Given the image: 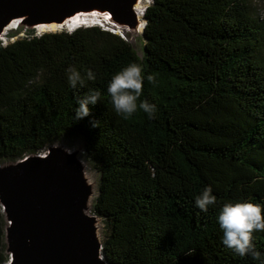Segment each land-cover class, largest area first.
<instances>
[{"label": "trees", "instance_id": "obj_1", "mask_svg": "<svg viewBox=\"0 0 264 264\" xmlns=\"http://www.w3.org/2000/svg\"><path fill=\"white\" fill-rule=\"evenodd\" d=\"M144 20L142 56L99 24L0 43V165L80 137L99 175L93 208L108 264H261L264 231L253 232L261 258L241 257L222 244L217 216L228 202L264 205V19L254 0H151ZM133 62L151 119L140 109L124 119L107 93ZM70 65L83 85H69ZM90 90L98 102L77 121ZM207 185L216 203L203 212L194 200ZM6 225L0 203V264Z\"/></svg>", "mask_w": 264, "mask_h": 264}, {"label": "water", "instance_id": "obj_2", "mask_svg": "<svg viewBox=\"0 0 264 264\" xmlns=\"http://www.w3.org/2000/svg\"><path fill=\"white\" fill-rule=\"evenodd\" d=\"M131 2L0 0V28L24 16L34 25L60 20L76 6L120 22L132 18ZM7 165H0V203L9 258L1 264H108L84 212L87 191L78 184L76 164L50 146Z\"/></svg>", "mask_w": 264, "mask_h": 264}, {"label": "clouds", "instance_id": "obj_3", "mask_svg": "<svg viewBox=\"0 0 264 264\" xmlns=\"http://www.w3.org/2000/svg\"><path fill=\"white\" fill-rule=\"evenodd\" d=\"M99 16L103 17V21L99 20L94 24L113 30L107 26L113 21L109 20L107 15ZM142 73L141 65L133 62L113 74L108 81L107 93L111 97L112 106L124 119L132 117L138 109L143 110L151 119L156 111V106L146 100L138 103L145 79ZM66 74L72 88H76L78 84L83 85V77L74 66L70 65L66 69ZM86 75L89 80L95 79V73L91 69L87 70ZM146 78L154 85L157 83L154 74H148ZM99 96V92L90 90L82 98H77L74 113L77 121L90 117V106L97 104ZM90 124L95 127V119H90ZM215 203L216 197L213 195L211 185L205 186L194 200L195 206L203 212H207L208 207ZM217 222L223 232L222 244L225 247L241 257L251 256L257 260L261 258L262 253L253 243V232L264 231V205L251 200L225 203L219 211ZM261 264H264V261H261Z\"/></svg>", "mask_w": 264, "mask_h": 264}, {"label": "rangeland", "instance_id": "obj_4", "mask_svg": "<svg viewBox=\"0 0 264 264\" xmlns=\"http://www.w3.org/2000/svg\"><path fill=\"white\" fill-rule=\"evenodd\" d=\"M150 2L151 0H142V10L140 12V16L127 18V20L125 21H121V19H119L120 22H118L117 20H113V23L109 22V25H107L110 26V28H113V30L124 34L139 56H142L144 51V38L142 36L143 27L145 24L144 11ZM254 5L257 11L259 12L260 18L264 19V0H254ZM100 18V20L103 19V17ZM93 24L94 23H79L73 27H68L67 25H65L56 30H72L81 25ZM56 30H39V28L34 24L20 20L15 27L7 30L3 35H0V43L5 44L14 40L17 37L24 35L40 34L45 31ZM50 146H52L56 151L62 154L68 151H71L73 153V155L71 156V160L79 168V179L86 181L87 184L85 185L88 187L87 193H89V199L86 202L87 205L84 207V212L91 217L90 223L93 229L94 236L98 241H101V238L104 233V221L100 216L95 213L93 208L94 201L98 192L97 187L99 175L98 172L93 168V165L91 164L90 160L86 155L82 139L80 137L65 136L60 138L59 140H56L54 144L49 145L46 149L41 152L47 151ZM11 162L12 161L5 160L1 163V165L10 164Z\"/></svg>", "mask_w": 264, "mask_h": 264}, {"label": "bare ground", "instance_id": "obj_5", "mask_svg": "<svg viewBox=\"0 0 264 264\" xmlns=\"http://www.w3.org/2000/svg\"><path fill=\"white\" fill-rule=\"evenodd\" d=\"M131 1H132L131 2L132 13L130 15L132 17L140 16V12L142 10V0H131ZM24 19H27V17L24 16L19 19L14 18V19L9 20L4 27L0 28V35H3L7 30L15 27L19 23L20 20L22 21ZM100 19L101 18L98 15L97 11L91 12V10H89V7L81 8V7L76 6L72 12L65 13L60 20L54 19L50 21L36 22L35 26H37L39 30H56L65 25H67L68 27H73L79 23H82V24L96 23ZM63 155L71 160V156L73 155V153L71 151H68V152L63 153ZM72 163L74 162L72 161ZM3 167H6V166H3ZM78 184L80 187H82L83 189L87 191L88 187L85 185L87 184L86 181L80 179L78 180ZM88 199H89V193H87L86 202Z\"/></svg>", "mask_w": 264, "mask_h": 264}]
</instances>
